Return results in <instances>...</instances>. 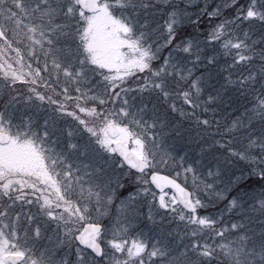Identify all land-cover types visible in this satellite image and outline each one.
Wrapping results in <instances>:
<instances>
[{
	"label": "snow or ice",
	"instance_id": "1",
	"mask_svg": "<svg viewBox=\"0 0 264 264\" xmlns=\"http://www.w3.org/2000/svg\"><path fill=\"white\" fill-rule=\"evenodd\" d=\"M0 264H264V0H0Z\"/></svg>",
	"mask_w": 264,
	"mask_h": 264
},
{
	"label": "rangeland",
	"instance_id": "2",
	"mask_svg": "<svg viewBox=\"0 0 264 264\" xmlns=\"http://www.w3.org/2000/svg\"><path fill=\"white\" fill-rule=\"evenodd\" d=\"M161 174H166V175L174 176V173L171 171V169H165V170H162V171H161ZM177 181H179L180 183H182L184 186H187V187L189 188V190H191V184H192V181H191L190 178L188 179L186 185H185V182H184L183 177H179V178H177ZM133 187H134V186H133ZM151 187H152V186H151ZM152 188H153V187H152ZM153 190L156 191L154 188H153ZM165 192L168 193V197H166V199H167V198H169V197L171 196L172 192H171V190H166ZM157 193H158V192H157ZM144 209L147 211L146 208H144ZM104 222H105V223H108L109 220H108L107 218H105V221H104Z\"/></svg>",
	"mask_w": 264,
	"mask_h": 264
},
{
	"label": "water",
	"instance_id": "3",
	"mask_svg": "<svg viewBox=\"0 0 264 264\" xmlns=\"http://www.w3.org/2000/svg\"><path fill=\"white\" fill-rule=\"evenodd\" d=\"M162 175H165V174H162ZM178 182V181H177ZM178 183H180V182H178ZM182 185V184H181ZM183 186V185H182ZM153 187L155 188V186L153 185ZM166 190H172V189H165V191ZM156 192H159V190L158 189H156ZM172 192H173V190H172ZM77 243H78V241H77ZM82 247V246H81Z\"/></svg>",
	"mask_w": 264,
	"mask_h": 264
},
{
	"label": "trees",
	"instance_id": "4",
	"mask_svg": "<svg viewBox=\"0 0 264 264\" xmlns=\"http://www.w3.org/2000/svg\"><path fill=\"white\" fill-rule=\"evenodd\" d=\"M145 212H146V210L145 209H143Z\"/></svg>",
	"mask_w": 264,
	"mask_h": 264
}]
</instances>
